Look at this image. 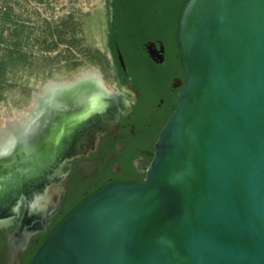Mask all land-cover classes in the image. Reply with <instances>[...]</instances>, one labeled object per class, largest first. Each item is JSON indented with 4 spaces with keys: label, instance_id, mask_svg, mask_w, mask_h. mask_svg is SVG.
Returning <instances> with one entry per match:
<instances>
[{
    "label": "water",
    "instance_id": "water-1",
    "mask_svg": "<svg viewBox=\"0 0 264 264\" xmlns=\"http://www.w3.org/2000/svg\"><path fill=\"white\" fill-rule=\"evenodd\" d=\"M178 38L185 84L146 180L83 202L30 264H264V0H190ZM72 80H48L41 107L64 111L45 88ZM43 117L37 145L58 152Z\"/></svg>",
    "mask_w": 264,
    "mask_h": 264
},
{
    "label": "flooded vegetation",
    "instance_id": "flooded-vegetation-1",
    "mask_svg": "<svg viewBox=\"0 0 264 264\" xmlns=\"http://www.w3.org/2000/svg\"><path fill=\"white\" fill-rule=\"evenodd\" d=\"M109 18L115 21V13ZM109 18L105 45L113 79L97 70L106 89L122 91V100L117 107L92 113L86 127L59 145L58 152L50 153L48 144L42 175L27 176V182L0 202V264H30L52 228L83 202L112 185L143 183L161 131L179 106L185 78L175 73L172 44L146 39L138 49H124L117 40L110 41Z\"/></svg>",
    "mask_w": 264,
    "mask_h": 264
},
{
    "label": "rangeland",
    "instance_id": "rangeland-1",
    "mask_svg": "<svg viewBox=\"0 0 264 264\" xmlns=\"http://www.w3.org/2000/svg\"><path fill=\"white\" fill-rule=\"evenodd\" d=\"M6 7H12L9 17ZM0 8V73L16 40L23 39L30 55L27 71L0 76V127L7 119L20 118L50 79H72L89 69L113 79L105 45L107 0H2ZM47 57L59 60L45 69Z\"/></svg>",
    "mask_w": 264,
    "mask_h": 264
},
{
    "label": "bare ground",
    "instance_id": "bare-ground-1",
    "mask_svg": "<svg viewBox=\"0 0 264 264\" xmlns=\"http://www.w3.org/2000/svg\"><path fill=\"white\" fill-rule=\"evenodd\" d=\"M45 91L46 94H51L47 99L59 102V105L64 107V111H61L57 115H53L54 112H51L50 108L55 107V105H53L54 103H51L48 109L45 110L46 107H41L43 103H40V97L36 94L34 96L35 101H33L34 105L26 109L25 113L20 118L7 119L0 127V202H2L4 198H7L9 194L15 192L16 188L22 185V182L27 176L42 175L43 170L41 166L44 162L42 161V156L44 155L43 151L45 147L37 145V137L40 138L41 135L45 137L49 133L50 135L55 133L54 127L45 132L43 127H40L41 122L44 120L43 112L45 114L47 111V116L51 119L50 121L59 124L56 132H60L62 135L60 139H63L62 142L60 141V146H62V144L66 143V141L76 134L79 129H84L86 127V122L90 120L87 118H89L92 113H102L111 107H117L122 100L121 90L115 87L106 89L103 86L101 74L97 69L83 71V74L74 81H67L62 84L50 83L46 86ZM57 94L60 96H57ZM101 103H104L106 106H100ZM48 110H50V112H48ZM33 120H35L34 124L32 123ZM31 123L29 144L28 137L25 139L20 133L22 134L24 128ZM81 123L84 126L81 127ZM21 137L22 139H20ZM47 139H49V137H47L45 141H47ZM23 144H25L24 147L21 146ZM21 148L25 151V156L18 154ZM9 152H15V161H7V157L10 155ZM28 152H30V156ZM25 167L26 170H28L27 174L20 173L17 170Z\"/></svg>",
    "mask_w": 264,
    "mask_h": 264
},
{
    "label": "trees",
    "instance_id": "trees-1",
    "mask_svg": "<svg viewBox=\"0 0 264 264\" xmlns=\"http://www.w3.org/2000/svg\"><path fill=\"white\" fill-rule=\"evenodd\" d=\"M189 1L190 0H107V17L109 18L111 13H115L116 16L115 21H111L110 18L108 19L110 41L117 40L124 49H138L146 39L160 38L167 44H172L177 54L176 61L178 69L175 73L183 75L177 41L181 18ZM4 9L6 12L8 10L5 17H9L11 15L9 12L12 10V7H6ZM0 10L3 11V8H0ZM8 57L10 60L8 62L3 61L1 65L2 69L0 76H3L5 71L17 73L29 69L30 55L24 50L23 39L16 40L14 50H12ZM57 60H59V57H47V66L44 65L42 68L46 69L48 67L50 69L52 64ZM78 65L77 62L74 63L75 69H78ZM73 211H71L69 215H71ZM65 220L66 219L61 221L60 224ZM58 226L52 228L51 232L53 233Z\"/></svg>",
    "mask_w": 264,
    "mask_h": 264
}]
</instances>
